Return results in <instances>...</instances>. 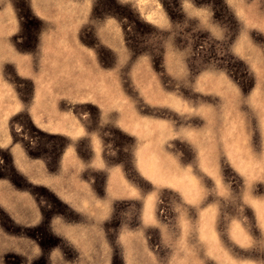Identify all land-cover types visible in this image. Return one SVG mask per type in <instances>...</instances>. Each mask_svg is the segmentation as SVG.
I'll list each match as a JSON object with an SVG mask.
<instances>
[{
  "label": "rangeland",
  "instance_id": "rangeland-1",
  "mask_svg": "<svg viewBox=\"0 0 264 264\" xmlns=\"http://www.w3.org/2000/svg\"><path fill=\"white\" fill-rule=\"evenodd\" d=\"M0 264H264V0H0Z\"/></svg>",
  "mask_w": 264,
  "mask_h": 264
},
{
  "label": "bare ground",
  "instance_id": "bare-ground-1",
  "mask_svg": "<svg viewBox=\"0 0 264 264\" xmlns=\"http://www.w3.org/2000/svg\"><path fill=\"white\" fill-rule=\"evenodd\" d=\"M96 37V36H95ZM169 94V93H168ZM2 95V94H1ZM4 123V122H3ZM5 127V126H4ZM154 168V167H153ZM157 170V169H156ZM172 177V176H171Z\"/></svg>",
  "mask_w": 264,
  "mask_h": 264
}]
</instances>
